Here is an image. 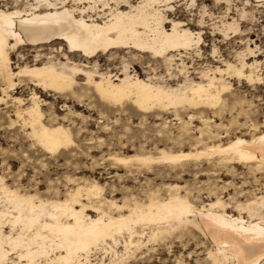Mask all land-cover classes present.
I'll return each instance as SVG.
<instances>
[{
    "label": "bare ground",
    "instance_id": "obj_1",
    "mask_svg": "<svg viewBox=\"0 0 264 264\" xmlns=\"http://www.w3.org/2000/svg\"><path fill=\"white\" fill-rule=\"evenodd\" d=\"M212 1L214 8L219 9L222 5L225 6L224 12L219 13L220 15L215 18L216 22L210 25L212 32H215L211 41L238 40L240 44L244 41L246 54L236 52L235 62H230L217 56V50L213 49L211 58L219 66L202 69L198 73V79H200L198 83L186 81L182 86L171 88L162 87L151 79H140L136 75H130L126 67L118 76H109L107 73H97L95 64L93 66L88 64L98 55L123 54L126 51L125 54L131 58L135 54H149L161 59L167 72L179 67L181 73L187 74L188 70L186 71L181 53L185 55L188 52H199L198 47L203 42L202 31L205 24V15L201 12V8L206 11L204 4L198 8L196 25L174 21L181 25L180 35L172 38L174 44L185 42L184 30L194 34L197 42L189 48L167 47L163 50V55L157 56L150 49L155 43L160 42L165 29L161 26L160 33L155 32L152 16L154 12H158V9L149 7L152 0H137L131 9L127 7L130 0L120 1L124 3L126 10L118 8L119 0H113L114 7H109L107 0H27L23 9H16L22 15L13 23L14 38L13 36L5 38V54L3 60H0V69H5L7 72L6 76L0 77L1 104H6L4 98L8 97V91L17 85L23 84L30 87L26 106L23 105L21 98H9L14 117V120L11 119L12 121L9 122L10 127L15 125L19 127L25 138L31 140L33 144V128L37 133L42 129H48L50 134L56 131L59 139L52 145L53 151L38 145L37 147L46 154L61 153L73 145L71 134L56 117L51 113H45L42 109L48 107L49 111L54 110L55 103L61 100H64L62 107H65L66 100H77L78 92L88 89L105 107L130 105L140 113L169 109L175 113L181 109L189 114L188 121L197 119L204 124L208 120L206 114L222 115L225 109L222 96L230 91L231 81L253 86L261 84L263 79L256 72L259 66L257 62L253 61L251 64L245 62L246 55H253L252 49H249L252 42L251 34L250 29L240 28L237 18L230 17L233 1ZM250 1L264 8V0ZM13 3L16 4V1L13 0ZM99 4L102 10L96 7ZM137 5L145 7L138 8ZM247 5H249L248 0L244 2V7ZM244 7L239 11L240 20H253L252 13L246 12ZM235 12L237 15L236 8ZM90 13L95 15V18L89 15ZM174 14L175 12L168 14V19L171 20L169 15ZM206 17L210 21L215 20L211 13ZM21 19L30 23L22 26ZM166 30L169 33L172 32L170 26ZM137 44L142 46L136 47ZM18 47H31L30 49L35 51L34 59L32 64L26 63L13 71L10 67L9 51ZM44 48L49 49L48 52L43 53ZM55 56L63 57L64 63L58 62ZM69 56L79 57L85 63H74ZM176 61L180 62L179 65H176ZM173 66L175 68H172ZM78 77H82L81 85L78 83ZM15 80L18 83L15 84ZM124 92H140L142 99L151 96L153 100L152 103H145L142 107H138L130 99H121ZM38 93L47 97L51 94L55 96L54 99L52 98V104H47L45 100L40 99ZM251 128L254 134L247 139L243 136H235L222 143L223 136L220 137L217 134L210 143L204 144L199 139L195 144L201 146L200 148L186 152L180 150L169 152L160 149L155 156L142 155L134 159L143 166L151 164L175 166L201 160L208 162L217 160L225 164L253 165L249 167L259 171L264 169V141L261 140V137H264V127L261 130L251 125ZM237 141L241 143L237 144ZM110 160L116 164H127L125 158L111 157ZM168 189L169 194L166 199H157L152 196L142 204L118 206L110 203L115 213H109L110 211L105 212L101 208L100 200L91 202L92 199H99L100 196L96 185L77 187L62 200H40L34 197V194H21L8 188L10 192H15V196L10 197L0 192V255H7L9 261L18 258V253L12 252L8 247L10 238L14 241L19 237L33 245L46 243L50 233L44 226L57 223V220L52 219L53 216L57 217L61 223L68 224L75 223L69 219L73 215L81 222L85 219L89 222L99 219L103 222L102 228L111 227L112 231H116V226L127 223L126 218L131 213L132 218L138 222L133 224L130 230L118 235V242L111 246L108 253V260L114 261L115 264L124 263L133 249L139 250L165 234L184 230L194 231L200 235L201 239L210 242L209 249L205 250L206 264H211L212 260L223 258L224 255H227L229 264H235L236 261H241L242 264H264V246L259 242V230L264 228V195H253L244 202H235L231 206L233 210L228 212V204L218 197L197 208L192 205L186 195L179 194L178 186L171 185ZM82 200L86 201V205L82 204ZM181 208L184 213L182 216ZM169 209L173 214L165 218V212ZM232 211L236 215H233ZM88 213L94 216H89ZM36 218L39 220L38 229L32 223ZM207 225H211V229L206 227ZM29 227L33 229L31 233L28 231ZM21 228L24 229L23 232L20 231ZM243 238H247L250 242L244 243ZM202 244L204 245V242ZM118 245L122 247L123 252L116 250ZM226 247L235 250L225 253ZM32 250L35 251V247ZM25 251H27V244H25ZM209 253H213L211 260H209Z\"/></svg>",
    "mask_w": 264,
    "mask_h": 264
},
{
    "label": "rangeland",
    "instance_id": "obj_2",
    "mask_svg": "<svg viewBox=\"0 0 264 264\" xmlns=\"http://www.w3.org/2000/svg\"><path fill=\"white\" fill-rule=\"evenodd\" d=\"M15 1L18 8L23 9L27 0ZM120 1L122 0H119L118 8L126 10V6ZM232 1L230 17L237 18L242 30L250 29L252 42L249 49H252L253 55H246L245 62L251 64L255 61L259 64L256 72L263 79L261 84L248 86L243 82L231 81L230 91L222 96L225 104L222 115L206 114L208 120L205 124L197 119L188 121L189 114L181 109L175 113L172 109L140 113L130 105L105 107L91 90H81L78 92V101L66 100L65 107H62L64 100H61L55 103L54 110L49 111L48 107L42 109L56 117L69 130L73 140V145L65 151L52 155L33 146V142L26 139L16 125L10 127L9 122L14 117L9 98H21L26 106L30 93V87L17 85L8 91V97L4 98L6 104L0 103V177L17 178L5 179V186L21 194H34L40 200H62L77 187L96 185L100 196L91 202L100 200L101 208L105 212L110 211L109 213H115L110 203L118 206L142 204L152 196L166 199L171 185L178 186L179 194L186 195L197 208L218 197L228 204V212L233 210L231 206L235 202H244L253 195H264V169L253 170L254 167H249L253 165L201 160L175 166H143L134 159L142 155L155 156L160 149L186 152L200 148L201 146L195 144L199 139L204 144L210 143L217 134L223 136L222 143L235 136L247 139L254 134L251 125L261 130L264 127V8L250 0L245 7L244 2L247 0ZM2 2L4 0H0ZM107 3L109 7L115 6L113 0H107ZM201 4L206 6L207 14H213L214 19L224 12L225 5L219 9L214 8L212 0H201ZM96 7L102 10L100 4ZM243 7L246 12L252 13L253 20H240L239 11ZM198 10L185 11L184 15L188 16L187 23L196 25ZM173 16L169 15L170 18ZM206 16L199 52H188L185 55L181 53L187 74L181 73L179 67L167 72L163 61L149 54H135L131 58L125 54L126 51L123 54L98 55L88 65L95 64L97 73H107L109 76H118L126 67L130 75L151 79L162 87L175 88L184 85L186 81L198 83V73L202 69L219 66L211 58L213 49L217 50V56L230 62H235L236 52L246 54L244 41L241 44L238 40L211 41L215 32H212L210 25L216 19L210 21ZM176 21L186 24L181 19ZM30 48L18 47L9 51L10 67L13 71L26 63L32 64L35 51ZM48 50L44 48L42 51L44 53ZM55 58L64 63L63 57ZM69 58L74 63H85L79 57ZM179 63L176 61V65ZM81 79L82 77H78L79 85ZM16 81L15 84L18 83ZM38 96L47 104H52V98H55L52 94L47 97L38 93ZM111 157L125 158L127 164H116L110 160ZM81 202L86 205V201ZM231 213L236 215L233 211ZM88 215L94 216L92 213ZM197 240L199 247L196 245ZM208 242L190 230L165 234L146 247L131 250V254L121 264H206L205 253L211 245ZM116 250L123 252L119 245ZM108 257L109 255L105 259Z\"/></svg>",
    "mask_w": 264,
    "mask_h": 264
},
{
    "label": "snow or ice",
    "instance_id": "obj_3",
    "mask_svg": "<svg viewBox=\"0 0 264 264\" xmlns=\"http://www.w3.org/2000/svg\"><path fill=\"white\" fill-rule=\"evenodd\" d=\"M123 2V0H122ZM135 0H130L127 7L132 8ZM27 7V5H25ZM138 8L145 7L144 5H137ZM149 7L158 9V12H154L152 21L155 24V32L160 33L161 26L165 31L162 33V39L159 43H155L150 49L157 56L163 55V50L170 46L189 48L193 46L197 40L194 34L183 31L184 43H173V37L180 35L181 25L174 22L177 19L183 20L185 23L188 21V16L184 15L186 10H195L201 8V0H152ZM18 5L11 2V0H4L0 3V60H3L6 47V37L13 36L12 27L14 21L22 15L18 10ZM175 12L178 16H173L171 20L168 19V14ZM203 15H207V12L201 8ZM21 25L30 23L27 20H20ZM172 28V32L169 33L166 29ZM27 31V29H25ZM14 38V36H13ZM154 40L156 37H153ZM23 41H21L22 43ZM136 47L142 45L137 44ZM26 74V73H24ZM5 69H0V77L6 76ZM130 99L133 104L138 107H142L145 103H152L153 97L147 96L141 98V93L136 92H124L121 95V99ZM33 146H39L46 148L48 151H53L52 145L56 143L59 137L56 131L49 133L48 129H42L39 133L33 128ZM264 141V137H261ZM240 144L241 141H237ZM242 158H244L242 156ZM5 179H17L16 177L0 178V192L6 193L10 197L15 196V192H10L8 187L4 185ZM26 203V202H24ZM190 207V206H188ZM173 213L169 209L165 212V218H168ZM181 216L184 214L182 208L180 209ZM67 215V213H65ZM53 220H57L54 225H45L44 227L49 231L50 235L47 236V242L43 245H33L31 242L17 237L14 241L10 238L8 247L12 252L18 253V258H13L9 261L7 255H0V264H115L114 261L105 259L108 256L111 246L118 242V235L126 230H130L131 226L138 221L132 218V214L126 218L127 223H121L116 226L117 230L112 231L111 227L102 228V221L97 219L96 221L89 222L85 219L81 222L75 215L69 219L75 221V223H61L57 217L53 216ZM39 228L38 218L32 221ZM111 225V222H110ZM211 229V225H207ZM32 228L29 227L28 231L31 233ZM24 231L23 228L20 229ZM37 239H40L37 237ZM244 243H249L247 238H243ZM259 242L264 246V228L259 230ZM25 244H27V251H25ZM197 247H199V241H196ZM35 247V251L32 249ZM235 249L225 248L224 252L234 251ZM218 255V254H217ZM213 253H209V260ZM211 264H229L227 255L223 258L212 260ZM235 264H242L241 261H236Z\"/></svg>",
    "mask_w": 264,
    "mask_h": 264
}]
</instances>
